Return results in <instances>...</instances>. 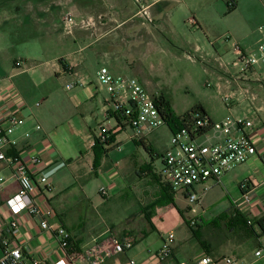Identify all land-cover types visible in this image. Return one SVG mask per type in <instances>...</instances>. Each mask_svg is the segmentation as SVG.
<instances>
[{
    "label": "rangeland",
    "instance_id": "obj_1",
    "mask_svg": "<svg viewBox=\"0 0 264 264\" xmlns=\"http://www.w3.org/2000/svg\"><path fill=\"white\" fill-rule=\"evenodd\" d=\"M46 1L52 0H0V77L12 75L15 84L25 93L31 69H51L46 72L42 85L49 94L39 107L50 124L59 121L56 128L59 134L53 141L64 152L65 160H76L81 156L80 151L88 149V144L81 138L91 136L93 132L89 128L83 129L82 123L74 119L76 109L64 89L71 76L66 73L57 78L53 72V66L58 63L57 56L64 48L56 35H49L44 26L27 24V4L39 7L38 3ZM133 1L130 0L131 6H135ZM160 4L163 10H153L156 25H152L151 10L147 11L152 21L139 13L143 7L139 5L134 19L110 37L104 36L109 25L104 23L103 16L95 13L67 12L64 15L72 14L75 25L70 30L64 24L62 27L64 32L77 29L82 45L94 41L85 53L104 52L105 57L99 55L92 61L89 66L91 73L103 65L120 75L136 77L134 71L139 72L142 75L139 80L147 91L154 96L166 95L176 115L202 104L213 119L239 115L250 118L256 126L263 125L264 83L258 78L260 73L264 75L263 68L259 65L260 73H254L251 81L244 83L240 79L245 76L244 63L235 45L247 54L257 50L263 38L258 27L264 24V0H171ZM89 18L94 24L83 23ZM16 61L21 62L20 67H16ZM228 95L232 98L224 101ZM96 118L98 122L102 120L97 114ZM74 121L71 125L70 122ZM95 125V133L98 134L99 125ZM84 130L85 134H82ZM155 131L158 147L163 148L170 143L172 131L167 123ZM257 163L258 167L262 166L259 158L256 164L249 159L244 167L253 169ZM58 176L69 178L70 169L62 165ZM91 180H95V197L102 199L98 177L92 175ZM239 186L238 180L216 186L202 194V205L191 203L177 191V201L186 220L195 219L200 224V239L193 236L186 223L173 228L180 244L181 258L188 264H194L206 249L214 260L212 264H224L225 257L236 259L238 264H264V254L260 257L255 255L260 248V240L264 242L261 228L242 224L241 219L235 225H229L231 220L223 218L229 211L233 212L231 201L240 194ZM117 198L114 196L110 203L98 209L119 205ZM194 207L196 212L191 210ZM151 234L150 244L154 248L160 238L156 231ZM138 251L144 252L143 245L138 247Z\"/></svg>",
    "mask_w": 264,
    "mask_h": 264
},
{
    "label": "crops",
    "instance_id": "obj_2",
    "mask_svg": "<svg viewBox=\"0 0 264 264\" xmlns=\"http://www.w3.org/2000/svg\"><path fill=\"white\" fill-rule=\"evenodd\" d=\"M170 1L135 0L136 4L133 1L135 6L130 5V0H52L38 3L39 7L32 3L27 4V24L44 26L43 29L49 35L54 33L63 46L64 51L57 56L58 63L53 66V72L57 78L66 73L71 76L64 89H66L68 100L76 109L74 119L82 123L83 129L89 128L93 134L86 135L85 138L83 136L84 139L81 138L85 144H88V149L85 152L80 151L81 156L78 159L65 160L64 152L53 141L58 133L56 128L59 126V121H55L53 125L50 124L39 107L49 94V90L42 85L46 72L51 69H31L32 74L27 76L25 93L15 84L12 75L0 77L2 87L14 86L19 92L15 100L3 96L0 99V109L15 111L23 105L22 113L25 116L24 124L9 136L10 142L4 149L7 154L19 155L24 160L29 159L33 154H39L46 165L42 172L51 171L50 187L45 188V196L41 195V198H47L53 210L50 223H62L73 235L75 250L70 264H126L129 259H134L136 264H161L157 256L162 245L161 231L170 229L174 231L173 228L183 223L187 224L177 201L178 190L170 189L162 174L163 156L170 143L163 148L158 147L155 142L156 131L138 139L133 136L130 128H125L114 135L112 143L94 145L98 135L95 133V124L100 125L104 120L109 105L108 93L97 80L96 72L99 67L91 73L89 66L93 64L92 61L99 58V55L105 57L104 52L96 50L85 53L94 41L82 45L77 29L75 32H64L62 27L63 17L67 12L76 11L88 15L95 13L104 17V23L109 25L104 36L110 37L122 25L134 19L139 5L149 7L153 14L152 25H156L153 10L155 8H157L156 11L163 10V5L160 3ZM129 8H131L130 12H128ZM111 25L114 26L110 27ZM95 40L99 41V39ZM16 67L20 66L16 65ZM134 72L136 77L141 79L142 75ZM250 77L252 75L247 74L240 79L245 83L251 81ZM36 102H40V105H36ZM96 114L101 116L100 122L97 121ZM224 117L212 119L217 121ZM75 122L70 123L72 125ZM37 125L41 128L38 129ZM262 126L255 125L256 130L258 129L259 132ZM82 134H85V130ZM74 137H81V135ZM256 138L260 143L264 142V132L257 133ZM142 140L146 142L150 152L141 143ZM258 158L261 160L259 155ZM258 158L253 156L250 161L256 164ZM245 163L236 166L219 180L210 179L206 183L197 185L195 189L200 195L199 204L202 205L203 195L216 186L225 185L234 180H238L241 185L246 178L250 177L256 179L254 180L256 183L247 184L243 190L239 186L240 194L232 199L231 207L233 211H238L236 202L242 201L243 193L248 192L251 204L243 212H238L245 218L249 214L254 220L262 217L264 215V163L262 162L260 167L257 163L253 169L245 168ZM62 165L70 169L69 178L58 176ZM30 169L34 170L33 167ZM0 174L8 179L0 192V237L12 238L8 226L9 216L4 211V203L18 191L19 184L11 177V169L3 163L0 164ZM92 175L98 177L100 188L107 187L106 195L100 193L102 199L94 195L95 180H91ZM206 187H208L207 190ZM172 191L174 192L172 193L173 201L168 196ZM180 192L187 198L185 192ZM114 196L118 197L119 205H112L103 210L98 209L110 203ZM230 213L232 214L229 211L228 214ZM18 222L20 233L14 239L22 249L24 264H51L66 257L67 252L61 247L60 240L53 230L43 229L38 220L26 213L19 216ZM154 231L158 233L160 240L153 248L150 239ZM128 240L132 242L131 248H126L124 251L115 250V242L123 243ZM140 245H143V253L138 251ZM259 247L264 249L262 240ZM2 254L0 242V258ZM204 255L210 254L205 250L200 253V257ZM183 260L180 244L176 240L172 255L163 264H178Z\"/></svg>",
    "mask_w": 264,
    "mask_h": 264
},
{
    "label": "built area",
    "instance_id": "obj_3",
    "mask_svg": "<svg viewBox=\"0 0 264 264\" xmlns=\"http://www.w3.org/2000/svg\"><path fill=\"white\" fill-rule=\"evenodd\" d=\"M148 8L147 6L141 7L139 13L152 21L147 11ZM63 21L69 30L75 25V19L70 13L66 14ZM83 23L94 24V21L89 18ZM258 29L263 34V38L256 51L247 54L241 47L235 45L240 60L244 63V75L258 73L259 65L262 66L264 72V24H261ZM16 65L21 66V62L16 61ZM96 76L99 84L108 93L107 103L109 105L106 117L99 125L97 137L101 142L108 144L112 136L125 128H130L135 138L142 139L166 123L159 112L155 96L147 91L137 77L114 74L105 65L98 68ZM258 78L264 83V75L260 73ZM18 94L14 86L2 87L0 85V99L7 96L15 100ZM231 98L232 95H228L224 101ZM36 105H40V102H36ZM22 110L23 105L15 111L0 109V164L3 163L11 169V177L19 184L18 191L7 198L4 203V211L9 216L8 226L12 238L0 237L3 250L0 264H24L22 249L14 239L20 233L18 218L23 213L38 220L43 229L53 230L60 240L61 247L67 252L66 257L51 264H70L75 250L73 235L62 223H50L53 210L47 198H41V195L45 196V188L50 187L51 171L42 172L46 165L39 154H33L29 159L24 160L19 155L7 154L4 149L10 142L9 136L25 122ZM37 128L40 129L41 126L37 125ZM206 129L208 131L201 134L202 130ZM261 129L258 132L252 120L244 116L227 115L221 120L211 122L209 118L202 119L198 114H194L192 120L186 122L185 126L172 132L170 145L164 153L162 174L168 186L174 191L185 192L191 203L199 204L200 195L195 189L197 185L206 183L210 179L219 180L224 174L231 172L236 166L245 163L255 155H259L264 163V142L260 143L256 138L257 133L264 132V124ZM31 167L34 168L33 171ZM6 180L8 179L0 174V192ZM254 180L256 179L246 178L240 188L243 190L247 184H255ZM100 192L106 195L107 187L102 186ZM250 204V194L244 192L242 201L236 202L235 206L238 211L243 212ZM191 210L197 211L195 207ZM246 219L248 223L254 221L249 214L246 215ZM191 223L197 224L198 221L192 219ZM161 233L162 245L157 256L159 262L163 264L173 253L176 235L171 229L162 230ZM131 247L130 240L123 243L115 242L116 251H124ZM263 254V248L255 252L257 257ZM213 261L210 255H204L194 264H212ZM126 264H136V262L134 259H129ZM178 264L188 263L183 260ZM224 264L238 263L232 257H225Z\"/></svg>",
    "mask_w": 264,
    "mask_h": 264
},
{
    "label": "trees",
    "instance_id": "obj_4",
    "mask_svg": "<svg viewBox=\"0 0 264 264\" xmlns=\"http://www.w3.org/2000/svg\"><path fill=\"white\" fill-rule=\"evenodd\" d=\"M155 101L157 103V106L159 108V112L162 115V117L165 119L167 125L170 127L172 132H175L178 129H181L183 126H185L186 122H189L192 120L193 115L194 114H198L199 116H201L202 119L204 118H209L210 121L212 122V118L210 117L208 111L206 110V108L202 105V104H197L195 105L192 109H190L189 111L185 112L182 115H176L173 110H172V105L169 101V99L166 97V95H164L163 93H161L158 96H155ZM208 131V129L206 130H202L201 134H204ZM114 139V136H112L109 139V143H112ZM141 143H143V145L146 147V149L150 152V149L147 147L146 142H144L143 140L141 141ZM95 146H100V145H104L103 142L100 141V139L96 136L95 139ZM170 189H172L170 187ZM174 191V190H173ZM171 192L170 194H168L169 198L173 201V194L174 192ZM229 218L231 220V222L229 223V225H235L236 221L241 219L242 220V224L245 225H249L251 227H253L254 225H258L261 228V234L264 235V215L254 221H252V223H248V220L238 211H233L232 214H226L223 216V218ZM188 226L191 228V230L193 231V235L197 238L200 239V231H199V227L200 224H192L191 221L186 220ZM201 244L203 246H205V243L203 240H201ZM208 249H206V252L208 253Z\"/></svg>",
    "mask_w": 264,
    "mask_h": 264
}]
</instances>
